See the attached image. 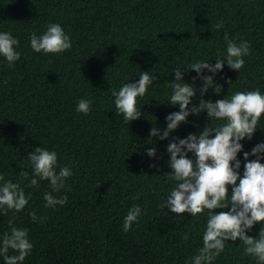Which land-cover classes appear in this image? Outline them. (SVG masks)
Listing matches in <instances>:
<instances>
[{
  "label": "trees",
  "instance_id": "trees-1",
  "mask_svg": "<svg viewBox=\"0 0 264 264\" xmlns=\"http://www.w3.org/2000/svg\"><path fill=\"white\" fill-rule=\"evenodd\" d=\"M51 23L61 25L71 49L34 52L30 34H43ZM0 32L19 41L21 54L13 67L0 56V176L30 195L19 212L0 207V246L16 227L28 230L33 245L21 264H192L203 247L208 210L191 216L161 207L178 182L167 164L169 141L149 132L163 131L165 117L179 111L167 102L174 70L184 73L181 83L194 84L192 104L198 103L202 82L193 81L197 74L187 68L225 58L226 33L237 44L247 41L250 54L239 72L225 64L214 77L219 94L209 89L203 99L215 102L256 89L264 95V0H0ZM141 72L156 79L137 97L141 117L128 124L117 114L112 90L138 81ZM81 99L92 101L87 115L76 111ZM186 119L169 139L226 123L204 112ZM262 141L264 114L252 139L240 142L241 176L243 152ZM154 146L156 156L150 158L145 149ZM36 147L57 153V172L64 166L72 170L59 192L38 177V186H30L28 154ZM45 192L67 196V203L45 207ZM134 205L141 215L124 231V217ZM261 227L255 224L246 235L258 238ZM244 248L239 238L227 241L212 264H259Z\"/></svg>",
  "mask_w": 264,
  "mask_h": 264
},
{
  "label": "clouds",
  "instance_id": "clouds-1",
  "mask_svg": "<svg viewBox=\"0 0 264 264\" xmlns=\"http://www.w3.org/2000/svg\"><path fill=\"white\" fill-rule=\"evenodd\" d=\"M222 26V23L216 25L218 29ZM224 39L227 45L225 58L218 55L214 65L205 60L197 61L187 68L197 74L192 78L193 81L200 79L202 82L199 89L201 99L198 103L192 104V98L196 95L194 84L181 83L184 73L180 69L174 70L175 78L170 83L172 93L167 102L173 106L179 105V111L171 112L165 117L166 127L163 131L156 127L150 129L149 137L169 141L166 147L169 154L167 164L171 169V178L178 182L161 207H167L174 214L188 213L191 216L208 210L202 237L203 247L192 257V264H212L224 251L225 242L236 241L238 238L245 245L244 255L252 256L259 264H264V163L260 162L264 160V141L256 144L250 152H243L245 163L242 176L238 171L241 162L237 159V154L243 149L240 142L245 138L252 139L259 118L264 114V95L256 89L237 91L230 99L224 97L215 102L203 99L209 89H214L219 94L221 86L215 84L214 77L225 64L239 72L245 64L243 57L250 54L247 41L237 44L229 39L227 33ZM29 40L31 49L36 53L61 54L72 47L70 37L57 23L49 24L39 36L36 33L30 34ZM18 46L19 41L11 33L0 32V56L6 59L9 67H13L20 59L21 54L16 51ZM205 71L212 75L204 74ZM155 79L149 72H141L138 81L124 83L118 91L112 90L117 114H122L128 124L141 117L137 97H143ZM91 104V100L81 99L76 111L87 115ZM202 112L207 114L209 120L215 118L225 120L226 123L212 129L203 127L198 133H189L185 138L173 136L169 139L170 133L182 123H187L189 115L199 116ZM145 151L150 158H155V146L146 148ZM189 153L192 158H188ZM250 156L255 159L249 160ZM28 160L33 171L30 186H38V177L39 180L49 182L52 192H59L72 175V170L67 166L60 167L57 172L55 151L36 147L28 154ZM149 166L156 167L155 164ZM22 174L27 176V172ZM0 181H4L0 186V207L6 205L7 209H14L16 212L24 209L30 195L26 196L19 184L5 181L3 176H0ZM44 200L45 207L54 208L56 205H65L68 198H56L52 193L45 192ZM214 209L229 210L214 213ZM31 215L35 221L36 214L33 212ZM140 215L139 205L131 207L124 217L123 230L128 231ZM257 223L262 225L258 238L246 235V231H250ZM184 239H188L187 233ZM32 247L28 230L13 227L10 234H4L0 254L4 255L5 264H21ZM9 249L18 254L8 256Z\"/></svg>",
  "mask_w": 264,
  "mask_h": 264
}]
</instances>
